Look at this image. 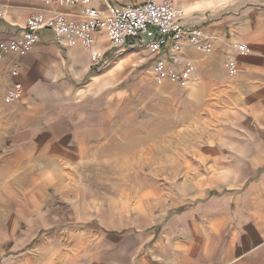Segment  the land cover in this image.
<instances>
[{
    "label": "crops",
    "instance_id": "1",
    "mask_svg": "<svg viewBox=\"0 0 264 264\" xmlns=\"http://www.w3.org/2000/svg\"><path fill=\"white\" fill-rule=\"evenodd\" d=\"M173 2L181 25L220 40L209 54L184 49L191 74L166 92L176 97L184 146L169 147L165 128L160 162L148 144L139 174L129 163L136 117L122 129L121 81L105 66L117 52L104 30L94 36L97 64L80 42L61 47L49 31L19 58L17 76L0 61L2 165L32 173L10 215L22 227L8 232L0 264H264V0ZM82 9L0 0V42L17 37L32 13L74 18ZM14 82L23 95L7 102Z\"/></svg>",
    "mask_w": 264,
    "mask_h": 264
},
{
    "label": "built area",
    "instance_id": "2",
    "mask_svg": "<svg viewBox=\"0 0 264 264\" xmlns=\"http://www.w3.org/2000/svg\"><path fill=\"white\" fill-rule=\"evenodd\" d=\"M51 5L76 6L83 9L74 18L63 13H32L26 19L22 32L9 42H0V61L11 76L20 72L19 58L28 53L38 42L41 31H49L61 47L76 42L91 52L94 63L102 61L103 55L93 51L95 34L104 30L108 43L116 52L124 47H141L153 58L151 74L158 81L169 80L183 84L191 74L193 65L190 58L183 56L186 47L204 54L213 51L219 37L207 32L202 26L185 27L178 18L182 15L173 0H142L117 6L113 0H101L104 8L92 5L93 0H39ZM1 14V13H0ZM229 46L236 53H250V48L241 43L231 42ZM229 75L236 74L233 58L226 61ZM23 95L20 83L9 85L6 90L7 102L19 100Z\"/></svg>",
    "mask_w": 264,
    "mask_h": 264
},
{
    "label": "rangeland",
    "instance_id": "3",
    "mask_svg": "<svg viewBox=\"0 0 264 264\" xmlns=\"http://www.w3.org/2000/svg\"><path fill=\"white\" fill-rule=\"evenodd\" d=\"M148 54L149 52L141 47H124L117 53L107 54L105 57L107 61L105 66L117 72L114 74L115 71H112L109 77L120 78L121 81L114 87L121 92L122 121L125 119L122 129L125 126L128 131L129 119L136 117V124H131L132 138L136 139V152L132 150L131 140L129 163L137 165L138 174L146 160L150 158L146 155L148 144L153 146V161L157 159V162H160V157L155 155L160 151L161 136L166 132L165 128L168 129L170 138L169 147L184 146L185 141L184 139L178 141L176 138V97L169 98L166 93L167 91L176 93V88L171 81L158 82L153 78L150 69L153 58ZM107 89L113 90L112 86ZM2 163L0 157V259L5 254L2 247L9 243L8 232L16 231V237L17 231L22 227L10 215L16 211V198L28 193L27 185L31 182L29 180L32 175L31 172H16L12 169L15 165Z\"/></svg>",
    "mask_w": 264,
    "mask_h": 264
}]
</instances>
